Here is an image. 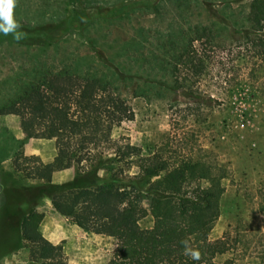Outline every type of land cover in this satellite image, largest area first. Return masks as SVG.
Returning <instances> with one entry per match:
<instances>
[{
    "label": "rangeland",
    "instance_id": "rangeland-1",
    "mask_svg": "<svg viewBox=\"0 0 264 264\" xmlns=\"http://www.w3.org/2000/svg\"><path fill=\"white\" fill-rule=\"evenodd\" d=\"M251 1L16 0L17 23L62 28L51 44L0 41V264L34 262L35 247L22 232L23 218L33 213L43 214L41 232L54 237L70 264H101L119 249L116 237L80 230L66 216L53 212L51 172L43 159L45 174L40 179L28 177L13 162L17 151L25 154L28 140L20 137L24 126L10 116L7 105L18 89L16 80L23 67L53 61L62 65L82 55L111 64L122 74L119 89L134 118L116 125L114 137H126L142 148L143 155L164 153L174 164L177 154L183 158L202 149L226 168L222 213L212 236L226 233L231 246L218 264H264V59L246 42L244 32L231 35L225 28L214 40L195 41L199 57H187L177 67H172V60L168 64L172 74L163 75L160 62L149 56L158 48L156 41L181 26L216 25L214 20L222 21L217 11L224 3H231L230 11L246 12ZM136 39L143 40L141 45L134 43ZM138 51L148 56L143 65L132 59ZM122 61L126 70L118 65ZM67 89L68 84L61 82L48 94L64 103ZM146 164L152 168L150 162ZM129 170L141 174L137 165ZM101 176L103 182L110 172ZM143 176L147 186L162 178V174ZM138 213L143 228L154 225L148 200Z\"/></svg>",
    "mask_w": 264,
    "mask_h": 264
},
{
    "label": "trees",
    "instance_id": "trees-1",
    "mask_svg": "<svg viewBox=\"0 0 264 264\" xmlns=\"http://www.w3.org/2000/svg\"><path fill=\"white\" fill-rule=\"evenodd\" d=\"M230 4L224 3L217 11L222 21L213 22L218 27L206 23L181 26L165 36L170 42L165 37L156 41L158 48L149 56L160 62L158 68L163 75L171 73L168 64L172 60V67H177L187 57H199L195 41L214 40L224 28L231 35L244 32L246 42L264 59V0H252L246 12L243 8L230 11ZM18 24L22 39L17 41L12 35L0 33V41L9 38L24 45L51 44L62 28ZM136 40L134 43L141 45L143 40ZM147 57L138 51L132 59L143 65ZM62 62L24 66L16 80L18 89L7 100L10 111L23 121L36 124L41 137L56 140L53 170L70 164L79 166L75 179L49 184L55 207L83 229L119 240V249L107 264H218V258L231 246L226 233L212 236L222 213L226 168L210 158L211 152L202 149L199 154L183 158L177 154L178 162L174 164L164 153L143 155L142 148L126 137H114L116 125L134 118V111L119 89L120 70L111 64L96 63L90 55ZM118 65L122 70L128 66L123 61ZM61 82L68 84L67 100L57 103L48 91ZM23 160L33 164L24 165ZM145 161L150 162L151 169ZM13 162L28 177H44V163L39 155L27 156L17 151ZM133 165L139 167L141 174H131ZM103 171H109L110 176L100 182ZM144 174H162V178L147 186ZM145 200L155 219L150 228H143L139 222L138 207ZM42 220L41 213L22 220L23 236L35 247L34 262L29 264H70L62 249L41 232ZM185 237L199 250V261L183 255L181 240Z\"/></svg>",
    "mask_w": 264,
    "mask_h": 264
},
{
    "label": "crops",
    "instance_id": "crops-1",
    "mask_svg": "<svg viewBox=\"0 0 264 264\" xmlns=\"http://www.w3.org/2000/svg\"><path fill=\"white\" fill-rule=\"evenodd\" d=\"M10 116L14 117V118H19L20 119V123L24 126L20 128L21 136L20 137H27L28 140L24 145V152L27 155H39L45 162L46 164L49 166V170H50V181L49 183H62V182H66V181H71L73 179H75V177L78 175L79 173V166L77 164H70L65 166L62 169H58V170H53L51 165L54 161V158L57 154V148H56V140L54 138H43L40 135L39 129L36 125H31L30 123L24 122L21 118V116L14 114L10 111ZM53 208V212H55V214H60L61 216H65L63 215L53 204L51 205ZM43 209H41L42 211ZM43 212V211H42ZM46 218L48 217L45 216ZM65 218V217H64ZM75 226H77L80 230H82L83 228L81 226H79L78 224H74ZM48 239H50L51 241L54 240L53 236H49V233H47L45 235ZM53 242V241H52ZM113 257V256H112ZM107 259L104 263L101 264H107L111 258Z\"/></svg>",
    "mask_w": 264,
    "mask_h": 264
},
{
    "label": "clouds",
    "instance_id": "clouds-1",
    "mask_svg": "<svg viewBox=\"0 0 264 264\" xmlns=\"http://www.w3.org/2000/svg\"><path fill=\"white\" fill-rule=\"evenodd\" d=\"M15 2L16 0H0V33L12 35L13 39L19 41L22 39L23 33L19 31L20 25L13 16ZM181 245L184 256L193 261H199L200 252L192 245L190 238L185 237L182 239Z\"/></svg>",
    "mask_w": 264,
    "mask_h": 264
}]
</instances>
